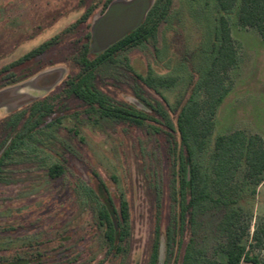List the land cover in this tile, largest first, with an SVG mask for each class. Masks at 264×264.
Instances as JSON below:
<instances>
[{"label":"rangeland","instance_id":"rangeland-1","mask_svg":"<svg viewBox=\"0 0 264 264\" xmlns=\"http://www.w3.org/2000/svg\"><path fill=\"white\" fill-rule=\"evenodd\" d=\"M82 1L84 7L94 9L87 27L57 36L80 16L79 0H0V93L21 88L51 70L63 72L50 90L20 89L15 93L34 99L0 108V155L21 128V124L15 130L6 127L8 119L61 92L64 82L80 72L78 44L85 42L84 35L105 12L100 11L105 0ZM171 1L154 37L96 72L97 90L133 119L101 116L95 107L66 95L12 151L0 173V264H150L155 246L156 264H179L192 245L223 261L216 226L228 209L242 212L243 222L251 225L249 235L256 222L264 221L262 183L254 197L251 187H241L232 196L233 208L209 203L203 212L185 210L177 236L178 192H182L177 116L188 101L202 99L197 85L217 47V20L221 16L228 20L238 57L228 74V95L218 108L213 136L203 152L193 154L194 164L206 176L211 177L216 136L243 131L264 140V38L239 25L237 8L223 14L215 0ZM54 37L61 40L44 53L1 71ZM101 53L89 49V58ZM148 74L175 82L169 88L149 87L143 82ZM55 165L63 172L51 178L48 172ZM182 198L187 207L185 194ZM101 200L110 201L116 232L127 234L117 253L108 251L103 239ZM121 201L128 208L126 222L119 218Z\"/></svg>","mask_w":264,"mask_h":264},{"label":"trees","instance_id":"trees-1","mask_svg":"<svg viewBox=\"0 0 264 264\" xmlns=\"http://www.w3.org/2000/svg\"><path fill=\"white\" fill-rule=\"evenodd\" d=\"M215 1L223 14H228L237 8L239 25L242 28L255 29L264 38V0ZM171 5V0H156L145 20L136 30L128 33L96 57L89 58V44L80 48L77 56L80 72L75 78L64 82L61 92L32 103L27 111H20L8 119L6 127L15 130L21 124V128L0 155V173L12 151L29 138V135L42 124L44 118L53 114L56 105L66 95H72L87 107L92 109L95 107L101 116L126 121L131 118L128 111L112 106L106 96L97 90L94 84L96 72L105 64H115L120 54L154 37L158 25L165 20ZM156 15L158 18L152 22V18ZM89 37L88 34L87 38ZM215 39L217 47L210 67L197 85L202 99L188 101L177 116L176 131L180 139L177 159L178 172L181 174L179 190L184 192H178L176 216L179 219L176 222L178 237L185 210L190 208L192 214L203 212L208 209L209 203L233 208L235 202L232 196L238 195L241 187H251L250 194L254 197L256 188L264 183V140L257 135L233 131L226 135L216 136L211 155V177L202 174L193 162L194 152H203L213 136L218 108L228 95L226 86L228 74L237 64V50L231 36L229 22L224 16L217 20ZM52 44L54 41L43 44L1 71L8 72L19 67L25 61H30L44 53ZM143 82L149 87L169 88L175 80L156 78L148 74ZM134 114L135 112L132 115ZM141 115L144 120L143 117L146 115L144 113ZM62 172V166L55 165L49 169L48 173L51 178H56ZM239 175H242L240 182L237 181ZM183 194L188 200L187 207H184L182 202ZM101 202L99 222L104 227L103 239L108 251L117 253L121 251L120 244L123 243V237L127 234L122 231L116 232V227L109 216L110 201L101 200ZM118 212L120 220L126 222L128 208L125 202H119ZM243 221L242 212L233 208L228 209L218 222L216 232L221 239L219 251L224 255L223 261L209 256L205 249L192 245L185 250L182 258L179 259V264H264V221L256 222L250 235L251 225ZM178 243L180 245V242ZM156 257L157 246L154 247L150 264H156ZM175 260L177 262L178 258L175 257Z\"/></svg>","mask_w":264,"mask_h":264},{"label":"water","instance_id":"water-1","mask_svg":"<svg viewBox=\"0 0 264 264\" xmlns=\"http://www.w3.org/2000/svg\"><path fill=\"white\" fill-rule=\"evenodd\" d=\"M153 4L154 0H116L109 4L104 14L96 18L92 24L91 51L95 54L104 52L128 33L136 30ZM62 76L61 70H51L36 76L21 88H12L6 92H1L0 108L34 99L33 96H28L25 93L16 94V91L27 88L33 93L45 92L58 83Z\"/></svg>","mask_w":264,"mask_h":264},{"label":"flooded vegetation","instance_id":"flooded-vegetation-1","mask_svg":"<svg viewBox=\"0 0 264 264\" xmlns=\"http://www.w3.org/2000/svg\"><path fill=\"white\" fill-rule=\"evenodd\" d=\"M44 1H46V0H44ZM83 2L84 1H82V0H79V2H78L79 3L78 4V7H79V9H81V14L77 18V20L74 21V23H72L70 26L64 28L62 30V32H60L57 36L61 35L62 33H66L67 35H70V33H73V32H80L81 31V28L80 27H82V26L84 28L87 27L86 22H87V20L90 17H92V14H93L94 9H91L89 6L88 7H84V5H82ZM109 4H110V1L109 0H105L104 2H102L101 9H100L101 13H103L107 9V7L109 6ZM89 25H90V23H89ZM88 34L89 35L91 34L90 33V30H89V32L87 34L84 35L85 42L84 43H81V44H78L79 48L84 47L85 44H89V49H90V43L89 42L91 41V35H90V37L88 39L87 38V35ZM58 40H61V39L54 37L50 41H54V44H58ZM50 41H48V42H50ZM48 42H46V43H48ZM54 44H52V45H54ZM26 55H24L22 58H24ZM25 62H28V61H25Z\"/></svg>","mask_w":264,"mask_h":264}]
</instances>
